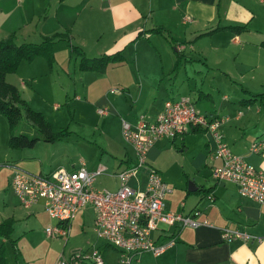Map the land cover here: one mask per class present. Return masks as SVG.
Masks as SVG:
<instances>
[{
  "label": "crops",
  "instance_id": "obj_1",
  "mask_svg": "<svg viewBox=\"0 0 264 264\" xmlns=\"http://www.w3.org/2000/svg\"><path fill=\"white\" fill-rule=\"evenodd\" d=\"M43 13H47V15L41 21L40 16ZM16 24L19 28L21 25L23 28H29L32 25L36 28L39 27L42 36L38 33L34 34L40 36L41 40L56 32L66 33L69 35L70 41L64 39L60 41H65L71 49L72 45L81 47L85 52L93 46L102 52L122 48L125 60L126 49L129 45L136 44V52L140 48V42H137L140 37L153 38L161 42L156 37L157 34H161L172 45L164 34L151 30L164 27L178 41L177 48L179 50L184 52L189 47L198 56L197 59L204 61L210 69L222 71L229 81L226 83L224 79L218 77L215 84L209 82L210 84L205 85L203 81L200 84L195 82V87L198 89L197 97L187 95L185 87H181V83L168 82L172 94L169 93L161 102H157L156 99L151 100L152 102L148 103L145 113L141 114L149 120H155L164 109L168 99L190 97L201 112L229 117V120L222 126L225 141L234 153L244 156L247 161L264 172V151L252 152L250 150L254 140L259 137L264 138V46L261 45V41L264 39V0H0V39L13 32L16 33L12 30ZM228 24H244L248 29L239 33L227 28L207 32L217 26ZM141 29L149 30L145 34L139 35L138 32ZM60 41L55 45V54H57V45ZM173 49L175 53V48L173 47ZM39 57L41 56L36 57L32 62H35ZM147 57L148 60L140 57L139 52L134 55L135 65L128 73L124 74L123 78H119L118 82L121 87L115 88L118 90L116 92H124L131 88H137L139 92H142L148 87L153 93L162 91L161 83L157 85V89H153L152 86L155 85L156 79L164 74L169 75L172 71L176 53L174 56L167 54V58L162 55L159 59L153 56ZM188 59L191 60V57ZM77 60L79 64V55ZM87 71L91 70H84V72ZM31 77H34L35 85L37 74L31 75ZM158 82L160 81L158 80ZM33 89L35 90V88ZM215 89L217 91L230 90L234 93V98L229 100V96L223 94L220 97L221 100L216 99L215 101L213 94ZM253 93H261V95L257 96L251 104H244L240 101L242 98L251 97ZM24 97L32 104L30 96L24 95ZM110 103L117 109L114 103L111 101ZM31 106L40 109V106L35 104ZM105 107L108 109L106 114L108 115L110 107ZM42 112L44 113V111ZM140 115L133 114L129 119L122 118L121 126L123 119L135 125ZM188 132L200 134L202 140L201 148L192 156L193 166L198 170L209 166L212 177L213 167L222 163L221 158L213 155L216 143L212 135L206 131H196L192 127L181 134ZM157 142L148 151L149 160H153L160 152ZM185 143L186 141L183 145H186ZM24 149H17L20 152L19 155L23 156L17 157V163L15 162L24 170L49 174L58 169L52 164L46 168L43 159L39 160L42 166L34 164L29 158H38L39 156L35 152L22 151ZM114 152L117 153V151ZM133 158L134 150L132 148L131 151L127 150L123 157L121 156L116 169L127 166L133 161ZM82 162L89 170H95L100 165L104 166L105 170L107 169L101 163L95 168H89L85 161ZM76 167L78 165H74L68 170H73ZM117 170L114 171V176ZM145 178L146 175L142 172L138 179H132L131 183L136 182V187L140 183L143 185ZM170 187L172 191L167 193L166 197L174 192L173 187ZM202 187L204 189L200 190ZM209 195L213 196V201H210ZM185 197H187L186 200H179L178 205L174 201H166L167 208L184 214L200 210L198 217L200 219L208 218L213 225L164 226L168 229L167 233L156 231L154 236L162 240L169 236V233H175L176 243L160 255H154L150 251L140 252L130 264H133V261H136L135 264H144V257L150 253L155 258H152L154 261L149 264H264V201L258 203L242 195L237 185L231 181H216L210 178L209 182H206L198 179L197 176L192 178V182L186 189ZM32 204H37L39 207L32 209L30 213L37 212V214L48 215L43 199ZM31 205L25 207L29 208ZM85 207L93 206L88 204ZM85 207L82 208L85 209ZM11 217L17 219L14 214ZM93 218V230L96 234L95 217ZM46 221V223H53L52 225H56L58 222L49 215ZM69 225H71V220ZM225 225L248 231L255 238L251 241L243 239L226 241L220 230ZM97 239L103 240L98 236ZM110 246L115 248L105 241H97L92 244L94 249L101 251L103 257L108 254L110 258L116 257L122 263L119 260V250L115 248L116 251H111ZM104 260L106 264L105 257Z\"/></svg>",
  "mask_w": 264,
  "mask_h": 264
},
{
  "label": "rangeland",
  "instance_id": "obj_2",
  "mask_svg": "<svg viewBox=\"0 0 264 264\" xmlns=\"http://www.w3.org/2000/svg\"><path fill=\"white\" fill-rule=\"evenodd\" d=\"M46 15L47 13H43L40 20L42 21ZM17 24L12 29L16 31L17 42L41 40L39 27L32 25L29 28H23L20 24L21 28H19ZM50 30L57 31L56 29ZM156 37L161 42L153 38H139L137 41L140 42V48L137 49L139 56L146 60H148L147 56L158 59L161 55L165 58L167 54L174 56L173 46L161 34H157ZM93 47H89L90 49L86 51L88 56L103 53ZM57 49V54H55L57 60L52 67L49 66L45 57L41 56L35 62L22 61L15 72L7 74L6 79L18 85L23 97L24 95L30 96L33 105L40 106L39 110L44 111L54 130L68 126L71 134L57 143L41 140L35 147L25 148L22 151L35 152L39 157L29 158V160L39 165V160L43 159L46 168L52 164L57 168L71 169L74 165L79 166L82 161H85L89 168H95L99 163L105 165L107 169L98 174L95 180L98 190L117 189L118 179L113 173L117 170L121 156L123 157L127 150H132L122 134V118L129 119L133 114L138 116L145 113L151 100L156 99L157 102H161L169 93L172 94L168 82L181 83L187 95L197 97L198 89L195 87V82L200 84L203 81L205 85L209 82L215 84L218 77L224 79L226 83L229 81L222 71L210 69L204 61L197 59L195 52L187 47L180 69L176 72L170 71L169 75L164 74L156 79L152 87L157 89V85L161 83V92L153 93L150 87L142 92H139L137 88L124 92H113L111 91L113 88L121 87L118 82L119 78H123L124 74L135 65L133 57L137 53L136 44L127 47L126 60L123 63H111L103 73L80 70L77 52L73 51L65 41H60ZM190 57L191 60L188 59ZM34 74H37L35 85L34 77H31ZM213 94L215 101L216 99L221 100L220 97L223 94H227L229 100L234 98V93L225 89L219 91L215 89ZM110 101L117 106V109L111 105ZM105 106L110 107L108 115L98 111L99 108ZM23 131L34 134L36 127L23 118L17 132ZM8 138V121L6 116L0 114V222L12 214L17 217L13 224L15 229L12 232V237L17 239L16 243L13 244L10 239L0 241L4 243L6 264H55L59 259L68 260L74 252L80 249L91 250L92 244L97 241L104 242L97 239L93 230L92 220L95 217L93 207H85V209L83 207L75 214L71 219L67 238L47 234L46 226L53 224L46 223L48 215L30 213L32 209L39 207L37 204L40 203L26 208L11 184L13 168L7 164L17 163V157L23 155H19V150L9 147ZM185 141L186 145H183ZM201 144L200 134L193 132L180 134L175 139L165 138L157 142L160 152L153 160L148 159V162L162 171L165 180L174 189V192L166 197L167 202L174 201L178 205L179 200H186V189L193 177L197 176L198 179L206 182H209L210 178L213 179L209 166L198 170L192 164V156L201 148ZM188 145L189 148H187ZM219 165L221 163L217 164ZM131 184L133 187L137 185L136 182ZM109 248L111 251H116L111 246ZM104 257L106 264H123L116 257L110 258L108 254ZM144 258V264H149L154 261L152 258L155 256L150 253ZM135 263L136 261H133V264Z\"/></svg>",
  "mask_w": 264,
  "mask_h": 264
},
{
  "label": "built area",
  "instance_id": "obj_3",
  "mask_svg": "<svg viewBox=\"0 0 264 264\" xmlns=\"http://www.w3.org/2000/svg\"><path fill=\"white\" fill-rule=\"evenodd\" d=\"M111 91L118 90L113 88ZM99 112L107 114L108 109L99 108ZM228 120V116L201 112L190 97L168 99L155 120H149L143 114L135 125L122 120V134L132 146L134 158L130 164L115 172L118 179L116 190H98L95 180L105 167L100 165L95 170H89L84 162L73 170L58 168L49 174L32 173L18 165H11V184L25 206L44 200L49 217L58 221L56 225L46 226L48 235L67 238L70 220L82 207L92 205L96 215L94 229L97 236L119 250L122 263L130 264L140 252L150 251L160 255L176 243L175 233H169L162 240L154 236L156 231L167 233L168 229L164 226L213 225L208 218L198 217L200 210L184 214L167 208L166 195L172 188L164 180L161 171L148 162L149 149L161 138H175L189 127L205 128L216 143L213 155L222 160L221 165L213 167L212 178L216 181H231L242 195L258 203L264 201V172L231 150L222 132V126ZM250 150L264 151V138L254 140ZM142 172L146 175L144 184L133 187L132 179H138ZM209 199L214 200L212 195H209ZM220 230L226 241H251L255 238L248 231L229 225ZM80 261L105 264L101 251L96 248L80 249L68 260L59 259L55 264H79Z\"/></svg>",
  "mask_w": 264,
  "mask_h": 264
},
{
  "label": "trees",
  "instance_id": "obj_4",
  "mask_svg": "<svg viewBox=\"0 0 264 264\" xmlns=\"http://www.w3.org/2000/svg\"><path fill=\"white\" fill-rule=\"evenodd\" d=\"M221 28L230 29L236 33L247 30L244 24H228L217 26L207 32H213ZM149 29H141L138 34H145ZM152 31L160 32L172 43L175 48L176 60L172 68L173 72L180 69L182 59L186 56L183 50L177 48L178 41L164 28L157 27ZM150 30V31H151ZM70 41L69 35L66 33L56 32L52 35L45 36L41 41H22L17 42L15 33L0 39V114L6 116L9 127L8 145L11 148L20 149L33 147L38 141L57 142L71 134L68 126L61 127L58 130L52 128L50 120L45 114L31 106L27 99L22 96L18 86L6 79L8 73L15 72L22 61L32 62L36 57L43 56L47 60L50 67L53 66L55 57V45L60 40ZM264 46V39L261 41ZM72 50L79 55L80 70H91L103 73L107 70L109 64L120 63L125 60L124 49L120 48L110 52H103L100 55L88 56L86 52L77 45H72ZM261 93H253L251 97L242 98L240 101L244 104H251ZM103 108V107H101ZM106 115V114H104ZM23 118L30 121L35 127L36 132L30 134L28 132H17V128ZM196 131H206L202 127H193ZM8 166L17 165L7 164ZM204 188L202 187L203 190ZM15 219L7 217L0 222V241L1 239H10L13 244L17 239L12 237ZM0 264H6L4 243H0ZM79 264H93L80 261Z\"/></svg>",
  "mask_w": 264,
  "mask_h": 264
}]
</instances>
